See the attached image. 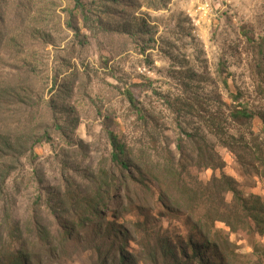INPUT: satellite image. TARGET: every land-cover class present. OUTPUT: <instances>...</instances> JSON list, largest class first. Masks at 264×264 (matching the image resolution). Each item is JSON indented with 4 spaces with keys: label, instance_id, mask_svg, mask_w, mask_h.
<instances>
[{
    "label": "rangeland",
    "instance_id": "rangeland-1",
    "mask_svg": "<svg viewBox=\"0 0 264 264\" xmlns=\"http://www.w3.org/2000/svg\"><path fill=\"white\" fill-rule=\"evenodd\" d=\"M80 2L0 0V264H264V0Z\"/></svg>",
    "mask_w": 264,
    "mask_h": 264
},
{
    "label": "trees",
    "instance_id": "trees-1",
    "mask_svg": "<svg viewBox=\"0 0 264 264\" xmlns=\"http://www.w3.org/2000/svg\"><path fill=\"white\" fill-rule=\"evenodd\" d=\"M76 7L81 8L83 7L80 0H76ZM235 117L239 118V117H246L248 118V114L246 112H244L243 110H238L235 112ZM108 138L111 144V147L113 149V153L111 155L112 160L114 162H116L117 164H120L121 166H125L124 162L120 160L121 156L124 155V146L123 144H121L117 138V136L112 133V132H108ZM242 204H245V207L247 208L246 202H243ZM244 207V206H243ZM247 210H251L253 212H250V220L251 222L254 223V225L256 226V228L262 232L264 230V206L260 205L259 207L257 205H252L249 208H247ZM186 253H176V254H172L171 258L173 262H176V264H179V258L182 259V257L187 258ZM11 260L8 262L9 264H25L23 261V257L18 253H13L11 255ZM187 263L186 261H181L180 264H185Z\"/></svg>",
    "mask_w": 264,
    "mask_h": 264
}]
</instances>
